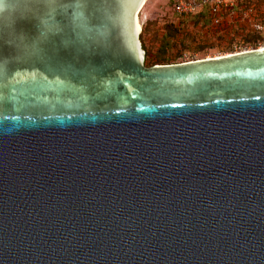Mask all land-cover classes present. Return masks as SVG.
Here are the masks:
<instances>
[{
	"label": "water",
	"instance_id": "obj_1",
	"mask_svg": "<svg viewBox=\"0 0 264 264\" xmlns=\"http://www.w3.org/2000/svg\"><path fill=\"white\" fill-rule=\"evenodd\" d=\"M144 2L0 0V264H264V45L145 66Z\"/></svg>",
	"mask_w": 264,
	"mask_h": 264
},
{
	"label": "rangeland",
	"instance_id": "obj_2",
	"mask_svg": "<svg viewBox=\"0 0 264 264\" xmlns=\"http://www.w3.org/2000/svg\"><path fill=\"white\" fill-rule=\"evenodd\" d=\"M174 0H145L137 13L144 51V60L154 57L161 45L160 37L165 24H177L182 20L172 9ZM232 4L222 11L218 23L209 17L192 24L190 20L181 22L183 30L164 49L163 56L170 64L223 55L252 48L247 42L249 33L256 34L251 24L264 22V0H231ZM183 21V20H182ZM139 32V33H140ZM260 35V34H259ZM255 47L261 45L256 36ZM146 52V53H145ZM148 66V65H145Z\"/></svg>",
	"mask_w": 264,
	"mask_h": 264
},
{
	"label": "built area",
	"instance_id": "obj_3",
	"mask_svg": "<svg viewBox=\"0 0 264 264\" xmlns=\"http://www.w3.org/2000/svg\"><path fill=\"white\" fill-rule=\"evenodd\" d=\"M232 4L231 0H174L172 9L179 16L193 15L200 12L204 7L211 14L212 23L216 24L219 17L228 6ZM253 31L259 33L262 37L261 45H264V22L255 21L251 24Z\"/></svg>",
	"mask_w": 264,
	"mask_h": 264
},
{
	"label": "trees",
	"instance_id": "obj_4",
	"mask_svg": "<svg viewBox=\"0 0 264 264\" xmlns=\"http://www.w3.org/2000/svg\"><path fill=\"white\" fill-rule=\"evenodd\" d=\"M224 12V11H223ZM206 16L209 17L210 21H211V14L209 13V10L204 7L200 12L193 14V15H186V16H180L182 18L181 21H178L177 24H165L162 27L163 33L160 37V41H161V45L158 48V52L154 57L149 58V59H145V65H153V64H158V63H166L168 61V59L166 57L163 56L164 53V49L166 47H168V44L174 40V38L180 33L181 30H183V25L181 24V22L190 20L192 22V24H195L196 22H198V20H203L204 18H207ZM142 32V31H141ZM141 32L139 33V39L142 42V37H141ZM260 36V38L262 39L261 35H259V33H249V35H247V37H249V39H246L247 42H252V48L255 47V40H256V36ZM146 53V52H145Z\"/></svg>",
	"mask_w": 264,
	"mask_h": 264
},
{
	"label": "bare ground",
	"instance_id": "obj_5",
	"mask_svg": "<svg viewBox=\"0 0 264 264\" xmlns=\"http://www.w3.org/2000/svg\"><path fill=\"white\" fill-rule=\"evenodd\" d=\"M139 10V9H138ZM138 10H137V12H136V14L138 13ZM138 22V21H137ZM138 24V23H137ZM217 56H219V55H217ZM212 57H214V56H212Z\"/></svg>",
	"mask_w": 264,
	"mask_h": 264
}]
</instances>
